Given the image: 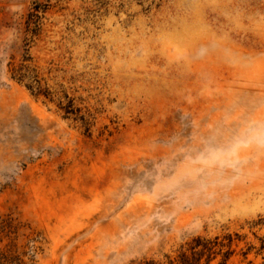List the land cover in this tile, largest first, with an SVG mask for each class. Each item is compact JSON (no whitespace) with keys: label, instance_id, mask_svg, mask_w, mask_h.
<instances>
[{"label":"rangeland","instance_id":"374dc122","mask_svg":"<svg viewBox=\"0 0 264 264\" xmlns=\"http://www.w3.org/2000/svg\"><path fill=\"white\" fill-rule=\"evenodd\" d=\"M226 235L264 264V0H0V264Z\"/></svg>","mask_w":264,"mask_h":264},{"label":"trees","instance_id":"16d2710c","mask_svg":"<svg viewBox=\"0 0 264 264\" xmlns=\"http://www.w3.org/2000/svg\"><path fill=\"white\" fill-rule=\"evenodd\" d=\"M28 89L31 90L29 86ZM232 242L231 235H226L222 239L219 236L213 238L198 236L189 245L188 254L181 252L174 258L167 256L165 260L150 259L141 264H212L218 258L216 264H229L232 255V250H230ZM260 249H264V244Z\"/></svg>","mask_w":264,"mask_h":264}]
</instances>
